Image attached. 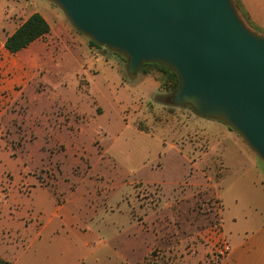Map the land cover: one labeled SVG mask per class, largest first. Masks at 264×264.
<instances>
[{"label":"rangeland","instance_id":"obj_1","mask_svg":"<svg viewBox=\"0 0 264 264\" xmlns=\"http://www.w3.org/2000/svg\"><path fill=\"white\" fill-rule=\"evenodd\" d=\"M9 2L59 18L75 42L0 104L8 261L219 264L211 230L227 240L235 198L250 202L264 188L263 163L224 123L172 105L157 70L131 75L124 55L91 46L54 3ZM27 212L34 229L22 236L18 213Z\"/></svg>","mask_w":264,"mask_h":264},{"label":"water","instance_id":"obj_2","mask_svg":"<svg viewBox=\"0 0 264 264\" xmlns=\"http://www.w3.org/2000/svg\"><path fill=\"white\" fill-rule=\"evenodd\" d=\"M79 34L122 54L128 73L169 68V102L218 120L264 165V36L232 0H48Z\"/></svg>","mask_w":264,"mask_h":264},{"label":"crops","instance_id":"obj_3","mask_svg":"<svg viewBox=\"0 0 264 264\" xmlns=\"http://www.w3.org/2000/svg\"><path fill=\"white\" fill-rule=\"evenodd\" d=\"M232 1L247 26L264 32V0ZM36 12L35 9H28V5H16L9 0H0V98L2 94L14 98L15 94L20 93L26 86L35 84L54 63L58 48L62 45L68 47V39L72 43L75 42L69 27L59 18L52 17L42 10L37 13L48 23L49 33L35 40L25 49L15 54L9 53L4 47L6 39ZM93 53L91 51V57L95 59L97 55ZM3 102L0 100V104ZM206 186L207 194L214 198L210 194L211 184ZM254 193L257 195L256 199L246 202L243 197L235 198L234 205L231 206L230 221L233 228L227 238L231 251L219 264H264V188H255ZM215 199L219 202L218 198ZM30 211L38 212L33 205ZM18 214L22 218L24 228L21 235H28L34 229L30 213ZM220 227H223L221 215ZM6 255L5 248H0V257L8 261Z\"/></svg>","mask_w":264,"mask_h":264},{"label":"trees","instance_id":"obj_4","mask_svg":"<svg viewBox=\"0 0 264 264\" xmlns=\"http://www.w3.org/2000/svg\"><path fill=\"white\" fill-rule=\"evenodd\" d=\"M49 31L50 28L45 19L39 13H33L6 39L4 47L9 53L15 54L28 47L35 40L48 34ZM89 44L94 47L98 46L91 40H89ZM149 68L155 69L161 74L160 85L166 87L167 91L173 94L177 90L179 80L173 71L161 65L148 63H144L141 70ZM145 73L148 72L146 71ZM12 156L15 157L14 154ZM0 264H10V262L0 257Z\"/></svg>","mask_w":264,"mask_h":264},{"label":"built area","instance_id":"obj_5","mask_svg":"<svg viewBox=\"0 0 264 264\" xmlns=\"http://www.w3.org/2000/svg\"><path fill=\"white\" fill-rule=\"evenodd\" d=\"M0 100H3L4 102H7L8 96L6 94H2ZM211 234L215 236L216 239V245H218V256L220 258L226 257L230 253V246L224 237L221 230L214 229L211 230Z\"/></svg>","mask_w":264,"mask_h":264}]
</instances>
